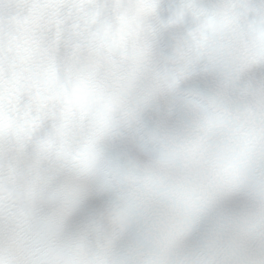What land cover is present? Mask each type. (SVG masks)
<instances>
[{
    "label": "clouds",
    "instance_id": "clouds-1",
    "mask_svg": "<svg viewBox=\"0 0 264 264\" xmlns=\"http://www.w3.org/2000/svg\"><path fill=\"white\" fill-rule=\"evenodd\" d=\"M0 264H264V0H0Z\"/></svg>",
    "mask_w": 264,
    "mask_h": 264
}]
</instances>
